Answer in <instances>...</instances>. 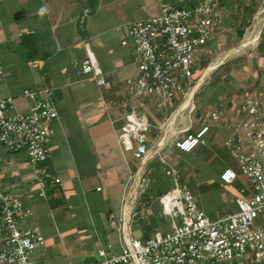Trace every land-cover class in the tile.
<instances>
[{
    "label": "crops",
    "instance_id": "obj_1",
    "mask_svg": "<svg viewBox=\"0 0 264 264\" xmlns=\"http://www.w3.org/2000/svg\"><path fill=\"white\" fill-rule=\"evenodd\" d=\"M169 1L176 7L186 5L189 0ZM85 9H90V14L82 24L80 18ZM160 12L158 0H0V56L5 69L0 91L6 97L18 96L27 88L53 91L59 117L47 145L52 155L51 172L60 181L59 189L49 200L37 197L34 174L24 152L10 154L0 149V173L10 191L26 196L35 211V217L26 225L35 223L41 227L44 244L39 248H46L47 255L53 254L58 264L91 263L98 258L97 252L109 251L95 240L109 242L115 230L120 233L122 224L131 229L137 213L154 214L152 201L163 195L159 194V177H172L166 174V168H174L179 179L198 171L194 158L182 155V151L172 146L176 136L192 130L184 111L196 110L195 96L191 103L194 109L175 102L170 104L172 108L177 104L172 110L156 95L132 101L137 113L151 124V153L145 159L138 160L133 152L126 151L117 136L118 121L126 114L117 102L124 97L126 82L137 75L128 25ZM262 14L264 0H223L221 25L207 47L208 52L223 32L239 28L247 32L255 25L252 38L257 56L250 84L245 89L237 88L240 94L236 98L216 97L212 110L218 107L232 110L264 83V21L259 25L254 22ZM126 40L129 44L123 45ZM251 42L238 46L243 45V49ZM87 49L97 59L112 88L98 87L91 76L75 75L73 64L87 58ZM219 94L224 95L225 91ZM159 108H166L168 113L163 116ZM215 127L222 131L219 137L222 139L210 133L212 140H222L225 145L231 128L217 123ZM210 144L208 140L200 148ZM142 177L148 179L149 187L135 202ZM146 201L150 202L146 210L133 209L137 203ZM228 214L207 215L216 219ZM93 216L98 218L96 223ZM43 261L50 264L49 259Z\"/></svg>",
    "mask_w": 264,
    "mask_h": 264
},
{
    "label": "built area",
    "instance_id": "obj_2",
    "mask_svg": "<svg viewBox=\"0 0 264 264\" xmlns=\"http://www.w3.org/2000/svg\"><path fill=\"white\" fill-rule=\"evenodd\" d=\"M160 14L128 25L136 77L126 82L124 97L117 106L126 110L119 122L117 136L126 151L138 160L150 155L151 124L135 110L132 101L149 95L162 98L166 105L179 101L192 105L195 71L208 53L207 47L217 35L222 18L223 0H189L173 7L169 0H158ZM90 9L80 22L85 23ZM123 45L129 42L123 41ZM79 78L91 76L98 87L110 89L97 59L87 49V58L73 64ZM5 69L0 56V87ZM212 120L231 128L225 145L237 161L238 171L226 167L220 174L225 184L240 180L249 184L251 196L238 198V210L212 219L197 203L186 184H180L177 171L168 167L175 186L159 197L162 214L173 221V230L156 231L145 241L131 237V229L119 226L121 251L98 252L89 264H261L264 263V83L230 110H212ZM59 114L52 90L24 89L18 96L0 97V149L6 153L24 152L34 174L36 195L49 200L59 189V179L50 168L51 151L47 141ZM211 126L185 136H176L172 146L191 153L208 144ZM164 161V160H163ZM2 155L0 154V171ZM148 179L141 178L135 202L146 193ZM149 201L136 207L146 210ZM35 211L26 196L8 189L0 173V264H45L34 255L44 244L38 224L26 225Z\"/></svg>",
    "mask_w": 264,
    "mask_h": 264
},
{
    "label": "rangeland",
    "instance_id": "obj_3",
    "mask_svg": "<svg viewBox=\"0 0 264 264\" xmlns=\"http://www.w3.org/2000/svg\"><path fill=\"white\" fill-rule=\"evenodd\" d=\"M263 21L264 14L260 16L258 21L254 22L259 25ZM254 26L255 25H252V27L248 28L243 37H239L236 30H231L223 32L222 36L216 40L207 54V57L210 59L208 67L203 69V66L201 65L195 71L197 78L196 83L202 80L201 86L196 92L197 95L194 98L196 110L191 113H189L188 110L184 111V114L186 115L185 121H191L192 132L199 130L203 124L210 125L212 131L207 135V139L211 142L210 147H199L193 153L179 151L182 155L194 158V165L198 170L197 172L194 171V175L184 176L183 179L180 178L179 182L180 184H186L189 187L197 203L212 217L215 216L214 214L216 212H219V214H231L236 212L238 210L236 203L237 199L251 196L246 190L249 184L242 175H240V180L235 181L233 185H226L219 180L220 173L226 167H232L238 171V166L231 151L226 145L222 144V140H219L222 139L219 138L221 137L222 131L215 127L216 121L211 118V104L216 97L218 100L222 98L228 99L238 97L241 86L245 89V87L248 86L247 84H250L252 81V75L255 74L254 59L257 56L256 44L252 38L254 35ZM248 40L252 41L248 47L241 49L235 54H229L231 49L236 48L239 44ZM212 65H215V67L211 69L208 74H205L206 70ZM217 65L219 66L217 67ZM230 69H232L231 72H229ZM237 88L240 90H237ZM221 91H225L226 95L219 94ZM1 96L6 97L3 90L0 91V97ZM178 102L179 101H176V103ZM176 106L177 104H175L174 108H176ZM169 108L172 110L174 109L170 105ZM165 109L166 108L158 109L163 116L168 113ZM180 119L181 117L179 120ZM210 133L216 134L219 139L217 141L215 139L212 140ZM181 136H185V133H182ZM199 169L203 171L205 170L206 172L202 171L203 173H198L200 172ZM192 170H194V168ZM200 174L201 176H198ZM200 178L203 179L200 180ZM175 185L173 177L167 178L162 175L158 180L159 194L162 195L168 192ZM153 200L152 204L155 205V209H153L154 214L144 211L140 214L137 213L133 217L131 223V237L135 240L145 241L152 237L156 231L165 233L173 230L172 219L166 218L161 212L162 207L159 203V198L156 197V199ZM96 218V216L92 217L95 223ZM120 235L121 234L115 230L111 235L112 238H110L109 242L105 239L95 240L94 242L96 244H102L101 246L113 253H119L123 241ZM47 253L46 248H38L34 256L42 261L43 259H49L50 264H58V261H55L53 254L51 255V253H49L48 256ZM66 262L67 261H60V263L63 264Z\"/></svg>",
    "mask_w": 264,
    "mask_h": 264
},
{
    "label": "trees",
    "instance_id": "obj_4",
    "mask_svg": "<svg viewBox=\"0 0 264 264\" xmlns=\"http://www.w3.org/2000/svg\"><path fill=\"white\" fill-rule=\"evenodd\" d=\"M249 24H250V22L246 23V25H249ZM244 33H245V29L244 28H239L238 31H237V35L239 37H243ZM209 64H210V59L208 57L204 58V60L202 62L203 69L207 68ZM196 81H197V78H196V73H195V83H196ZM196 95H197V93H196Z\"/></svg>",
    "mask_w": 264,
    "mask_h": 264
},
{
    "label": "water",
    "instance_id": "obj_5",
    "mask_svg": "<svg viewBox=\"0 0 264 264\" xmlns=\"http://www.w3.org/2000/svg\"><path fill=\"white\" fill-rule=\"evenodd\" d=\"M242 47H243V45H240V46H238V47H236V48L231 49V50L229 51V54L232 55V54L237 53L239 50H241ZM201 83H202V80H200V81L197 83V85H196V87H195V90H194V92H193V94H192V98L195 96L196 92H197L198 89L200 88Z\"/></svg>",
    "mask_w": 264,
    "mask_h": 264
},
{
    "label": "bare ground",
    "instance_id": "obj_6",
    "mask_svg": "<svg viewBox=\"0 0 264 264\" xmlns=\"http://www.w3.org/2000/svg\"><path fill=\"white\" fill-rule=\"evenodd\" d=\"M214 67H215V65H212L210 68H208V69L206 70L205 74H208L209 71H210L211 69H213ZM128 211H129V208H128Z\"/></svg>",
    "mask_w": 264,
    "mask_h": 264
}]
</instances>
